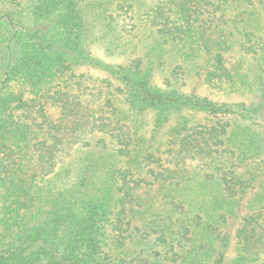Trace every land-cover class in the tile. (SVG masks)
Here are the masks:
<instances>
[{
    "label": "trees",
    "instance_id": "1",
    "mask_svg": "<svg viewBox=\"0 0 264 264\" xmlns=\"http://www.w3.org/2000/svg\"><path fill=\"white\" fill-rule=\"evenodd\" d=\"M9 2L0 264H264V0Z\"/></svg>",
    "mask_w": 264,
    "mask_h": 264
},
{
    "label": "rangeland",
    "instance_id": "2",
    "mask_svg": "<svg viewBox=\"0 0 264 264\" xmlns=\"http://www.w3.org/2000/svg\"><path fill=\"white\" fill-rule=\"evenodd\" d=\"M10 13L12 14V17L14 18V26H16V28L18 27V29L23 28L24 25H28L30 23V13L28 10V5L27 4H23L20 7H15L14 5H12L9 0H0V14L3 13ZM8 33V29L4 28L3 26L0 29V73L3 71L2 68V60L3 57L5 55V47L7 45V40H6V34ZM105 53V48L103 50H98V54L99 55H103ZM112 56L114 55V53H110ZM111 59V57L106 58L107 61H109ZM87 70L91 71L92 73L98 75V76H106V73L103 70L100 69H90L89 67H87ZM204 92L207 91L203 90ZM249 96L248 95H241L240 93H233L231 95L228 94H224V93H216V94H211V97H213L214 99H220V100H228V101H239L242 100L244 98H247ZM52 112V114H54V116H56V114H58V109L57 108H51L50 110ZM207 196H204V198ZM247 213L246 209H241L238 213L239 217L243 216ZM235 217V216H234ZM236 218V217H235ZM228 229L231 232V235L234 236V232L236 230V228L239 226V218L237 219H229L228 220ZM235 250H236V243L234 241V238L231 239V246H229V250L227 249L228 252H230L231 256L235 255Z\"/></svg>",
    "mask_w": 264,
    "mask_h": 264
}]
</instances>
